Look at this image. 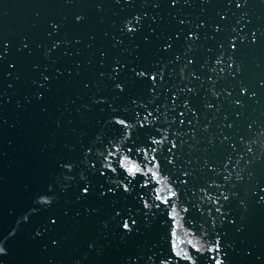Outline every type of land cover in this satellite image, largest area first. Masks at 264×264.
<instances>
[{
	"label": "water",
	"instance_id": "water-1",
	"mask_svg": "<svg viewBox=\"0 0 264 264\" xmlns=\"http://www.w3.org/2000/svg\"><path fill=\"white\" fill-rule=\"evenodd\" d=\"M149 111L138 131L177 144L160 157L174 218L83 163L122 131L113 117ZM261 197L264 0H0V264H214L217 236L225 264H264Z\"/></svg>",
	"mask_w": 264,
	"mask_h": 264
},
{
	"label": "snow or ice",
	"instance_id": "snow-or-ice-1",
	"mask_svg": "<svg viewBox=\"0 0 264 264\" xmlns=\"http://www.w3.org/2000/svg\"><path fill=\"white\" fill-rule=\"evenodd\" d=\"M128 31L131 32L134 31V29L129 27ZM217 63H219V61H217ZM137 75L143 77L146 73L139 72ZM156 78V75L151 76L153 82L156 81ZM117 87L120 86L117 85ZM181 115H183V113H181ZM157 121L158 117L154 116L151 111L143 115L142 118L140 113H136L131 122L118 116L113 117L114 124L119 126L122 131L107 139L106 142H103L99 147L94 145L92 148L87 149L85 156L87 157L88 154L94 151L96 159L95 161L85 159L83 163L89 169L95 170L100 176L105 177L110 184L114 185V187H109L107 192L115 194L119 189H123V192L129 195L135 192V196L142 204V208L146 210L145 215L153 213V210L162 211L161 205H165L166 207L163 208V210L169 211L170 209L174 218L176 215L175 201L180 199V193L176 188L173 189V187L167 183V177L161 179L160 172L162 165L160 163V157L163 153L165 144L171 145V147L168 148L169 153H172L173 149L177 148V144L175 140H169V130L167 128H157L155 130L157 133H160L159 139L152 133L144 134L138 131V129L152 127ZM181 123H183V121H181ZM121 146H123V151L121 150ZM137 157H142V159L137 162L135 159ZM113 158H115V160ZM97 163L99 167H97ZM168 163L172 164V159L169 158ZM114 164L116 166H113ZM64 167L71 171L73 165L67 164ZM118 169H121V171H118ZM108 173H111L112 176L109 177L107 175ZM185 175L187 174L185 173ZM140 176L145 177L143 182L138 178ZM81 179L86 180L83 175ZM152 179H154L157 184H162L163 187L152 189L155 195L154 197H149L145 189L148 188ZM172 183L174 184L175 182ZM180 183L186 184L187 181L182 180ZM200 191L204 193L205 197L211 203H218L216 199L207 194L205 189L202 188ZM82 194H89L88 186L82 189ZM106 194L105 191L101 190V196ZM224 199L226 200L227 196H225ZM261 201H264V197H261ZM183 210L187 212L188 207H185ZM220 211L221 209L217 207L216 212L220 213ZM136 215V208L130 206L126 209V218L122 219L121 225L125 232L131 233L134 230L137 224ZM208 215L211 216V212H209ZM116 216L120 217L121 212L117 211ZM212 223L214 226V219ZM203 230L207 233L206 229ZM172 235L174 236L175 232H173ZM175 247L176 245L173 244L172 248L175 249ZM197 251H199V249H197ZM208 251L211 253L209 258L214 261V264H225V261L220 258L222 249L221 241L218 236L214 244L209 239ZM176 255L180 256L181 253L177 252ZM182 259L189 261L190 264H196V260L188 255L187 252H183ZM160 264H171V257L160 260Z\"/></svg>",
	"mask_w": 264,
	"mask_h": 264
}]
</instances>
